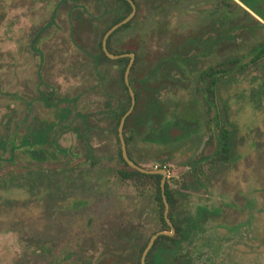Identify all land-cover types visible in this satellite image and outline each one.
<instances>
[{
	"label": "rangeland",
	"instance_id": "rangeland-1",
	"mask_svg": "<svg viewBox=\"0 0 264 264\" xmlns=\"http://www.w3.org/2000/svg\"><path fill=\"white\" fill-rule=\"evenodd\" d=\"M222 1L138 0L133 23L111 37L109 53L137 54L128 76L136 114L123 127L133 162L152 170L165 166L169 186L178 190L188 182L187 162H198L204 172L201 186L181 192L172 216L184 230L175 252L165 241L148 253L149 264H160V250L171 252L162 257L165 264H264V56L249 63L264 43V18L255 12L264 13V0H233L243 8L234 13ZM120 5V0H0V264H136L138 244L153 232L170 231L162 229L154 181L142 178L136 187V180L121 176L130 166L120 159L115 125L128 99L118 82L120 65L105 60L98 47ZM141 27L145 36L154 33L140 45ZM185 41L192 47L182 46ZM173 52L191 53L196 69L206 63L216 68V55L224 54L216 102L233 135L228 164H213L216 128L199 141L182 136L171 146L145 135L160 123L199 119L201 101L186 83L167 78L170 62L177 60ZM159 60L164 63L158 69ZM159 72L165 79L154 76ZM90 90L95 93L88 95ZM79 92H86L82 100L89 96L82 106L106 128V140L97 148L101 154L74 168L60 160L56 123L60 97ZM130 105L131 100L122 116ZM92 168L102 171L101 178L86 174Z\"/></svg>",
	"mask_w": 264,
	"mask_h": 264
},
{
	"label": "flooded vegetation",
	"instance_id": "flooded-vegetation-1",
	"mask_svg": "<svg viewBox=\"0 0 264 264\" xmlns=\"http://www.w3.org/2000/svg\"><path fill=\"white\" fill-rule=\"evenodd\" d=\"M123 28H128V27H121V29H123ZM151 28H155V27H151ZM151 28H149V29H151ZM117 29H115V30H117ZM139 29H140V34L142 35V36L139 35L141 37L140 45L142 43H148L147 40L150 37V34L154 33L153 32L154 30L153 29L149 30L150 34L148 36H145L146 32L144 29H146V28L141 27ZM42 30H44V28L39 29L37 31V33L34 34L33 38L31 39V42H36V39L38 38V35L40 34V32ZM218 36L220 38L222 37V41H223L222 32H220V35H218ZM101 44H102V41H101ZM160 44L164 47H169V46L172 47V44L170 42H168V43L162 42ZM106 45H107V43H106ZM181 45L185 46L186 48L192 47V44H189V42H187V41L181 42ZM162 53H164V52H162ZM165 53H166V51H165ZM120 54H130V53H125L124 51L119 52V53H115V55H120ZM169 54L171 55L172 53H169ZM173 55L176 57L177 60L170 62L171 66H169L168 68H169V71L171 72V74H169L168 75L169 77H167V78L170 80H174V81H180L178 83V85H182L183 82L186 83V87H188V91H190V94L193 95L196 98V100L201 101V106L198 108V113L200 114L199 119L196 117L198 119L197 121L192 119V120H185V122H183V123L179 122V121H177V122L173 121L172 124L170 123L171 125L166 124V123H160L158 125V130L153 129L154 131L148 132L147 134L145 133V135H147V136L153 135V140L159 142L163 146L173 145V143L176 142L177 140L181 139L182 136H185V137L190 138V139L196 138V140L199 141L198 140L199 137H200L199 139H201L203 136L208 137L209 129L214 130L216 128L217 136H218L219 133H222V130L225 126L224 115H223V106L218 108V105L216 102V100L218 99V96H219V91L221 89V86H222V84H224V78H225L224 54L222 53V54L216 55V58H215L216 68H214L213 66L209 67V66H207V63H206V67H203L201 69L193 68L194 66H193L192 59H191L192 58L191 53H190V56H186V57L182 56L181 53H178V52H176V53L173 52V54L171 55L172 58H173ZM125 57H127V56H125ZM120 58H123V57H120ZM116 59H118V58H116ZM134 60H135V56H134ZM129 61H130V58H129ZM163 63H164V60H159L155 65L156 68H158V69L161 68L160 65ZM160 70L163 71V70H165V68H162ZM166 70H168V69H166ZM173 72H175V73L177 72L176 76H179V77H174L172 75ZM154 76H156V78L160 79V80L165 79L164 78L165 76L163 75V73L161 74L160 72L155 74ZM123 79H124V77H123ZM93 90H90L89 91L90 93H88V95H91V93H95V92H92ZM85 93L86 92H84V93L79 92L78 94L76 93V95L74 94L72 97L61 96L60 97V102H61L60 105H62V106H60L58 108V117H57V123H56V125H57L56 134H57V141H58L57 147H59V149L61 151L60 160H62L63 165L67 162L75 163L74 168H79L80 164L82 162L81 160H85V158L87 156L96 157L99 154H101L102 151L100 149H97V148H99L101 146V144L103 143V141L106 140V134H105L106 128L104 130H102L103 126L99 127V125L97 124L98 120H96L97 118L93 119V116H92L93 113L90 112L89 108H87L85 105L82 106V104L89 101V99H88L89 96L87 98L86 95H85V99H83V100L81 99V96ZM71 103H72V108L70 106ZM194 112L197 113V110H195V108H194L193 113ZM100 115H102V114H100ZM107 118H108V116L106 115L105 120H107ZM106 124H107V122H106ZM42 130H43L42 128H39L40 133H42L41 132ZM117 130H118V127H117ZM39 132H38V135H42ZM30 140L31 139H28L27 142H29ZM70 140H71V143H68ZM172 150H173L172 148H169L168 153L170 154V152ZM172 152H174V150ZM155 169L164 170L165 174H166V170H165L166 167L165 166H160L159 168H155ZM101 172L102 171H100V170L97 171V170H94V168H92V170L87 171L86 174L89 175L91 179H97L99 174H100L99 178H101ZM121 176H123V174ZM166 181L167 180H165V182ZM156 206H158L157 203H156ZM164 220H165V218H164ZM165 222H166V220H165ZM171 223L173 224V226L176 225L174 220L171 221ZM166 224H167V222H166ZM167 226L170 229L169 233H171L170 226L168 224H167ZM160 231H163V230H159L157 232H160ZM157 232H155V233H157ZM155 233L154 232L151 233V235L149 236V239ZM170 235L171 236H169V237L172 238V240H170L172 247L170 245L169 246L174 249V251H173V253H174L175 252V245H176V243H175V239H176L175 231L173 233H171ZM166 236H168V235H166ZM149 251H148V253H149ZM47 253H48V251H47ZM148 253H147V255H148ZM170 253H161V250L158 252L157 257L160 260V264H165L164 258H162V257L163 256L165 257L166 254H170ZM147 255H146V257H147ZM154 256L155 255L153 254V257ZM146 257H145V264H146ZM67 258H68V255H66L63 258V260H66ZM140 258H141V256H140Z\"/></svg>",
	"mask_w": 264,
	"mask_h": 264
},
{
	"label": "trees",
	"instance_id": "trees-1",
	"mask_svg": "<svg viewBox=\"0 0 264 264\" xmlns=\"http://www.w3.org/2000/svg\"><path fill=\"white\" fill-rule=\"evenodd\" d=\"M134 3L136 4V14L135 16L132 18L131 21H129L128 23L122 25L121 27H129L133 21L135 20V18L137 17L138 15V12H139V6H138V0H133ZM230 3H227V0L226 1H222L221 3V7L222 8H229L231 13H234V11L239 8V9H243L239 4H237L235 1L233 0H229ZM121 2V5L119 6V8L117 9L116 11V15L115 17L112 18L111 22L103 29L100 37H102L104 35V33L112 26L114 25L115 23L121 21L124 17H126L130 11H131V6L129 4L128 1L126 0H120ZM220 6V4H219ZM219 9L217 8V11ZM257 12L261 17L264 18V13L263 12H259V11H255ZM208 15V14H207ZM208 16H206L205 18L207 19ZM261 26L264 28V24L260 23ZM120 27V28H121ZM119 29L115 30L110 36L109 38L107 39V49L109 52L112 53L111 51V37L118 31ZM101 41L100 40L98 42V47L100 49V54L101 56L111 62V63H115V64H119L120 65V71H119V84L120 86L122 87V89L124 90V92H126V96H127V99H128V105H127V108L130 104V95H129V92H128V89L124 83V79H123V75H124V71H125V68H126V65L129 61V58L128 57H123V58H118V59H110L106 56V54L103 52L102 50V44H101ZM130 52V51H129ZM256 54L255 56H253L249 63L251 64H255L256 62V59H258L259 57H262L264 56V43H261L259 45V47L256 49ZM125 53H128V52H125ZM134 55H135V60H134V63L132 64L131 66V69L130 71H132L135 67V63H136V52H133ZM247 63V64H249ZM227 64V62H226ZM227 69V68H226ZM130 85L132 86V82L131 80L129 81ZM134 89V88H133ZM134 93H135V96L137 98V95H136V90L134 89ZM136 107H137V103L133 109V111L131 112V114L126 118L125 120V124H124V128H126L127 126V123L129 122V120L135 116L136 114ZM126 108V109H127ZM125 109V110H126ZM125 110H122V112L120 113V115L118 116V120H117V123L115 125V130L117 131V127H118V124H119V120L122 116V114L125 112ZM227 122V120L225 121ZM153 131V129L150 127L147 129L146 134L148 132H151ZM232 140H233V135H232V131L227 129L225 126L222 130V133H219L218 136L216 135V143H217V148H216V151L213 155V164L216 165V164H220V165H223V164H228L229 161L231 160L232 158V152H233V144H232ZM125 141H126V147H127V153H128V156L129 158L133 161V159L131 158L130 154H129V151H128V139L125 138ZM119 156H120V159L121 161L127 165V163L123 160V157L121 155V151H119ZM187 165L190 166V172L188 173L187 177H188V182L186 181H183V183L181 184V187H180V190L178 189H173L169 186L168 182L166 181L165 184H164V190H165V197H166V200H167V203H168V206H169V209H168V213H167V216L168 218L173 221V214L177 208V205L180 203L179 201V198L181 196H183L184 194H182L181 192L183 191H187L189 190V188H193V189H196L198 188L199 186H201L203 183L201 182V177L204 175V172L201 168V166H198V162H195L193 161L192 163L191 162H187ZM128 166V165H127ZM141 166V165H140ZM129 172L126 173L125 175H123L122 177L124 179H131V180H136L137 181V185H135L136 187H139V184H141V180L140 179H152L154 181V185L152 187V196H153V200L157 202L159 208H160V215H159V218L161 220V222L163 223L162 225V229H164V227H168L164 218H163V214L162 212L164 211V204H163V200H162V196H161V188H160V180H161V175L160 174H145V173H141L131 167H129ZM30 182V181H29ZM31 183H21L20 186L21 187H25L26 185H30ZM157 206V207H158ZM175 229H176V239H175V243L177 244V238L179 235H183L184 234V230H183V227L181 226H178V225H175ZM171 237L169 236H166V235H161V236H158L156 239H155V242H154V245L153 247L151 248V250L149 251V253L151 254L154 250H159L161 249V244L163 242H169L170 240H172V238L170 239ZM149 238H147L144 242L140 243L137 245V258H136V264H141L140 263V256L142 254V251L144 249V247L146 246L147 242H148ZM148 259H149V255H147L146 257V264H149L148 263Z\"/></svg>",
	"mask_w": 264,
	"mask_h": 264
},
{
	"label": "water",
	"instance_id": "water-1",
	"mask_svg": "<svg viewBox=\"0 0 264 264\" xmlns=\"http://www.w3.org/2000/svg\"><path fill=\"white\" fill-rule=\"evenodd\" d=\"M127 1L131 5V12L129 13V15L126 16L122 21H120V22L116 23L115 25L111 26L105 32V34L103 35V38H102V49L105 52V54L107 55V57H109L111 59H116V58H120V57L127 56V57L130 58V61L128 62L127 66L125 68V71H124V83L128 87V91H129V94H130V97H131V105H130V108L128 109V111L121 117L120 122H119V125H118V137H119L120 145H121V155L123 157V160L131 168H133V169H135V170H137V171H139L141 173H145V174H160L162 176L161 177V180H160V188H161V196H162V200H163V204H164V218H165L167 224L171 228V233H173L175 231L174 226H173V224L171 223V221L169 220V218L167 216L169 206H168V203H167V200H166V197H165V190H164V184H165V180H166L165 171L164 170H161V169H159V170L158 169H153V170L152 169H146L144 167H141L140 165H137L135 162H133L129 158V156H128L127 148H126V143H125V140H124V137H123V126H124L126 117L132 111V109L134 107V104H135L134 91L129 86V78H128L129 72H130V69H131V66L133 64L134 55L131 54V53L130 54L113 55V54H111V53L108 52L107 47H106V43H107V39H108L109 35L115 29H117L118 27H120L121 25L126 24L133 17V15L135 14V12H136V6H135L134 2L132 0H127ZM171 233H168L166 231H160V232H157V233L153 234L150 237L147 245L145 246V248H144V250L142 252V255H141V258H140V263L141 264H145V257L147 255L148 251L150 250V248L152 247V245L154 244L155 239L159 235H170Z\"/></svg>",
	"mask_w": 264,
	"mask_h": 264
}]
</instances>
